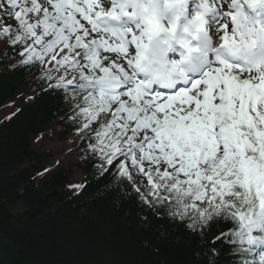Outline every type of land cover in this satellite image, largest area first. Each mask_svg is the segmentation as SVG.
Masks as SVG:
<instances>
[{"label": "snow or ice", "instance_id": "snow-or-ice-1", "mask_svg": "<svg viewBox=\"0 0 264 264\" xmlns=\"http://www.w3.org/2000/svg\"><path fill=\"white\" fill-rule=\"evenodd\" d=\"M0 10L18 23L0 29L18 65L43 66L63 104L82 95L68 118L89 128L110 113L83 139L95 135L118 187L141 183L133 171L146 178L135 192L161 237H197L201 264H264V0H0Z\"/></svg>", "mask_w": 264, "mask_h": 264}, {"label": "trees", "instance_id": "trees-1", "mask_svg": "<svg viewBox=\"0 0 264 264\" xmlns=\"http://www.w3.org/2000/svg\"><path fill=\"white\" fill-rule=\"evenodd\" d=\"M6 19L0 10V29ZM21 59L0 37V264H201L197 237L182 233L176 243L153 228L152 213L135 192L147 188L127 178L118 187L119 175L113 179L104 172L108 165L84 155L70 166L47 165L53 152L39 146L54 130L65 136L79 128L83 118L66 113L82 95L69 92L70 103L63 104L49 88L55 81L42 78L43 66L21 67ZM92 143L82 139L78 147ZM228 259L222 256L221 264Z\"/></svg>", "mask_w": 264, "mask_h": 264}, {"label": "rangeland", "instance_id": "rangeland-1", "mask_svg": "<svg viewBox=\"0 0 264 264\" xmlns=\"http://www.w3.org/2000/svg\"><path fill=\"white\" fill-rule=\"evenodd\" d=\"M8 22H12L10 19ZM82 23H85L82 21ZM87 26V25H86ZM114 58V57H113ZM107 63V61L105 62ZM3 115H0V119ZM110 119V113H101L98 117V120L93 122L89 128H82L84 121L81 123V131L80 132H72L68 135H63L59 130H54L51 132L48 137H46L40 144L39 150L49 149L53 152V156L47 165H50L51 161L54 164H60L63 167L65 165L70 166V164H74L76 159H80L83 155L94 160L98 163H102L99 155L92 152L91 147L80 148L78 147V137L79 135L86 136L89 133H92L102 121H107ZM95 135H92L91 138H94ZM96 138V137H95ZM96 143V139L93 141V144ZM73 176L75 179L80 180V172L77 170H73ZM136 179L141 181L139 184L143 188H146V178L142 175H135Z\"/></svg>", "mask_w": 264, "mask_h": 264}]
</instances>
